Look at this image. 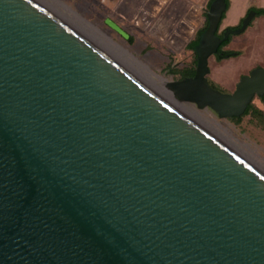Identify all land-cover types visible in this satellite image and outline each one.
Listing matches in <instances>:
<instances>
[{"label": "water", "instance_id": "95a60500", "mask_svg": "<svg viewBox=\"0 0 264 264\" xmlns=\"http://www.w3.org/2000/svg\"><path fill=\"white\" fill-rule=\"evenodd\" d=\"M226 10L168 89L50 1L0 0V264H264V158L187 103L234 118L264 95V67L207 79L256 15L220 36Z\"/></svg>", "mask_w": 264, "mask_h": 264}, {"label": "rangeland", "instance_id": "374dc122", "mask_svg": "<svg viewBox=\"0 0 264 264\" xmlns=\"http://www.w3.org/2000/svg\"><path fill=\"white\" fill-rule=\"evenodd\" d=\"M48 1L101 40L118 44L132 54L157 81L159 76L167 81L180 79L179 74L171 71L193 65L195 53L188 45L204 25L205 10L208 8V0ZM245 6L239 19L237 16ZM263 6L264 0H229L218 32L240 26L248 8ZM107 18L119 25L128 37L124 38L110 28L105 23ZM225 20L235 21V24L226 26ZM230 37L223 49L238 54L221 60H217L215 55L210 56L206 75L211 84L224 92H232L239 78L251 69L264 67V15L254 16L243 32ZM189 104L264 158V126L256 119L249 114L241 115V120L236 123L232 118L218 117L210 108ZM252 104L264 110V102L258 97L252 100Z\"/></svg>", "mask_w": 264, "mask_h": 264}, {"label": "trees", "instance_id": "16d2710c", "mask_svg": "<svg viewBox=\"0 0 264 264\" xmlns=\"http://www.w3.org/2000/svg\"><path fill=\"white\" fill-rule=\"evenodd\" d=\"M212 2V0H208V3H207V6L210 5V3ZM226 4H227V8L229 7V0H226ZM251 9H254L256 11V16H259V15H264V6L263 7H250L248 8V10H251ZM224 18V14L222 15V19ZM221 19V20H222ZM239 25L237 26H233V27H228V28H235V27H238ZM207 27V20H206V17H205V22H204V25L197 31L196 33V36L193 40L190 41L188 47L191 49V50H194V47L195 45L197 44L198 42V38H199V34ZM222 36V35H220ZM230 36H229V39L226 40V41H223L218 49H217V52L215 53L216 55V59L217 60H221L223 58H226V57H229V56H232L234 54H238L237 52L233 51V50H228V49H223L224 46H226L230 40ZM196 64V59L193 61V65L191 66H188V67H185V68H182V69H173L171 71V73H174V74H179L180 77H189V76H192L194 74V71H195V65ZM214 88H217L216 86H214L213 84H211ZM261 100L264 101V96L261 97ZM249 114L252 118L256 119V121L264 126V110L254 106L253 104H250L248 105L247 109L245 110V112L243 113V115H247ZM236 123L239 122L241 120V117H234L232 118Z\"/></svg>", "mask_w": 264, "mask_h": 264}, {"label": "bare ground", "instance_id": "6f19581e", "mask_svg": "<svg viewBox=\"0 0 264 264\" xmlns=\"http://www.w3.org/2000/svg\"><path fill=\"white\" fill-rule=\"evenodd\" d=\"M56 1V0H55ZM83 26V25H82ZM105 42V41H104ZM108 45H110L112 48H114L116 51L121 53L123 56H125L127 59H129L131 62L136 64L138 67H140L142 70L145 71V67L140 63L139 61H136V59L132 56V54L127 53L126 50H124L122 47H120L118 44L106 42ZM146 72V71H145ZM147 73V72H146ZM149 73V72H148ZM171 81V80H170ZM159 82L163 84L165 87L169 89V86L167 85V80L163 79L162 77L159 76ZM191 103V102H188ZM193 104V103H192Z\"/></svg>", "mask_w": 264, "mask_h": 264}, {"label": "crops", "instance_id": "0c3cea01", "mask_svg": "<svg viewBox=\"0 0 264 264\" xmlns=\"http://www.w3.org/2000/svg\"><path fill=\"white\" fill-rule=\"evenodd\" d=\"M245 8H246V6H245L244 8H242L241 12L238 14L237 17H238L239 19H240L241 15L244 13ZM237 17H236L235 21L238 19ZM235 21H234V23H233L232 21H229V20L227 21V20H225V21H224V25H226V26H227V25H234V24H235Z\"/></svg>", "mask_w": 264, "mask_h": 264}, {"label": "flooded vegetation", "instance_id": "af4514ba", "mask_svg": "<svg viewBox=\"0 0 264 264\" xmlns=\"http://www.w3.org/2000/svg\"><path fill=\"white\" fill-rule=\"evenodd\" d=\"M248 11H249V10H248ZM248 11H247V12H248ZM255 16H256V15H255ZM220 35H222V32L220 33ZM230 36H231V35H230ZM214 55H216V54H214ZM215 58H216V56H215ZM210 84H211V83H210ZM218 89H219V88H218ZM263 96H264V95H263ZM263 96H262V97H263ZM255 97H258V98H259V100H260L261 102H264V101H262V100H261V97H259V96H257V95H256V96H254V98H255ZM254 98H253V99H254ZM253 99H252V100H253ZM250 104H252V101H251V103H250ZM250 104H249V105H250Z\"/></svg>", "mask_w": 264, "mask_h": 264}]
</instances>
